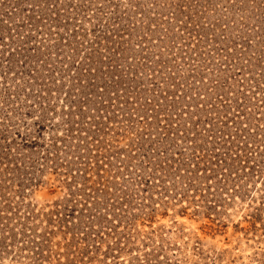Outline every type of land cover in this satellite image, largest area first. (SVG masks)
I'll return each mask as SVG.
<instances>
[{"label": "rangeland", "instance_id": "obj_1", "mask_svg": "<svg viewBox=\"0 0 264 264\" xmlns=\"http://www.w3.org/2000/svg\"><path fill=\"white\" fill-rule=\"evenodd\" d=\"M0 264H264V0H0Z\"/></svg>", "mask_w": 264, "mask_h": 264}, {"label": "trees", "instance_id": "obj_2", "mask_svg": "<svg viewBox=\"0 0 264 264\" xmlns=\"http://www.w3.org/2000/svg\"><path fill=\"white\" fill-rule=\"evenodd\" d=\"M83 242H86V241H83Z\"/></svg>", "mask_w": 264, "mask_h": 264}]
</instances>
